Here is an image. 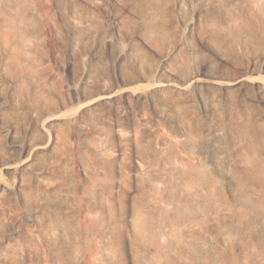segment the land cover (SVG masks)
<instances>
[{
  "label": "rangeland",
  "instance_id": "1",
  "mask_svg": "<svg viewBox=\"0 0 264 264\" xmlns=\"http://www.w3.org/2000/svg\"><path fill=\"white\" fill-rule=\"evenodd\" d=\"M32 4L42 13L32 38L24 46L16 39L4 46L0 37V52L22 69L17 80L22 100L31 118L44 125L35 141L53 142L46 158L51 184L41 186L29 175L26 195L15 189L7 195L4 188L15 187L18 175L4 170L0 158V207L7 202L20 227V213L34 210L39 222L32 228L40 233L33 240L2 215L0 264H10L2 256L6 246L25 239L33 240L34 253L23 264L173 263L164 256L169 236L161 215L150 223L147 243L135 245L138 223L131 208L143 196L148 160L137 157L135 140L144 132L161 174L166 163L182 157L204 162L215 180L217 159L231 170L264 165V0H163L150 23L141 22L145 4L135 0ZM239 28L243 33L233 44L232 33ZM216 37L223 38L222 50ZM106 95L111 97L105 101ZM193 123L199 126L195 132L189 129ZM241 128L249 131L245 140L236 138ZM13 139L0 126V145L11 155L5 160L22 164L28 155ZM175 139L182 144L174 146ZM27 141L24 137L21 144ZM153 185L159 191L165 187L163 179ZM65 187L71 189L75 212L67 238L51 229V208L44 199ZM210 196L217 208L229 198L215 186ZM236 202L230 212L260 219L264 231L261 208L247 207L243 195ZM233 226L220 223L205 232V258L264 264V259L251 261Z\"/></svg>",
  "mask_w": 264,
  "mask_h": 264
},
{
  "label": "bare ground",
  "instance_id": "2",
  "mask_svg": "<svg viewBox=\"0 0 264 264\" xmlns=\"http://www.w3.org/2000/svg\"><path fill=\"white\" fill-rule=\"evenodd\" d=\"M135 1L145 4V8L139 13L142 23H150L157 19V11L162 8L163 0ZM41 17V11L32 4V0H0V37L5 40L4 46L9 45L15 39L19 45L24 46L35 33L33 26ZM247 30L251 36H256L253 26L250 25ZM242 33L243 29L241 28L233 31V44L238 42ZM33 36L35 37V35ZM214 42L219 50L223 49V38L216 37ZM14 65L11 61L3 58L0 52V126L13 134L16 146L21 147L22 153L28 156L22 164L10 163L9 160H5L6 158L10 159V152L0 145V158L4 160L2 167L4 170L14 171L18 175L15 187L7 186L4 188V192L11 195L15 189L22 195H26L29 175L39 185L50 186L51 182L48 180L52 169L48 166L46 158L52 153L50 150L53 142L49 140L44 144L41 141H35L33 135L43 132L44 125L31 118L33 117L31 109L24 104L22 90L17 83L22 69H17ZM110 97L106 95L104 100L106 101L108 100L106 98ZM198 127L197 123L189 125L192 132L197 131ZM248 132L247 129H242L237 132L236 138L245 140L249 135ZM100 133L104 134L102 130ZM143 134L144 132L139 134L135 140L137 157L142 160L144 157V159H148L145 160L147 164L142 176L144 181L143 196L136 200L131 208V213L136 216V223H138L133 232L138 241H135V245L138 246L136 248L140 249L147 243L150 223L157 222L161 215L165 233L169 236L168 248L164 256L166 260L171 258L174 261L168 264H218L217 257L206 259L203 249L205 232H209L211 228L220 223L234 225L233 227L240 235L243 247L247 249L251 261L264 259V231L260 229L261 220L249 221L244 212H230L233 211L232 204L237 203L240 195L246 196L247 207H250L251 203H256L264 212V165L249 163L241 170H231L223 166L217 159L214 164L218 172V179L215 180L204 162L192 161L195 156L191 160L182 157L179 163H173V161L166 163L165 171L161 174L155 168L157 164L156 158H153L155 147L152 144H147L148 142L144 143ZM24 137L28 141L21 144ZM172 144L180 146L182 141L175 139ZM157 179L164 180L165 187L161 191L154 188L153 180ZM214 186L220 195L229 196L228 200L218 208L214 207V201L210 196ZM161 195L165 196L166 204H162L159 200ZM6 197H4V202H6ZM145 198L148 199L146 200L147 204L143 202ZM44 199L51 208V229L59 232L63 238H67L74 226L75 212L72 206L71 189L65 187L63 191L45 195ZM28 201L26 199L27 205ZM13 210L7 202L4 203L3 207H0V223L1 216L4 215L6 223L8 221L14 229H21L20 232L25 235L30 233L31 238L37 240L40 233L38 229L32 228L34 222H39L36 212L29 208L23 210L20 213L23 221L22 227H20L17 224L18 217L13 213ZM161 222L160 220L158 223ZM33 240L25 239L15 245L6 246V251L2 256L10 264L25 263L26 258H33Z\"/></svg>",
  "mask_w": 264,
  "mask_h": 264
}]
</instances>
